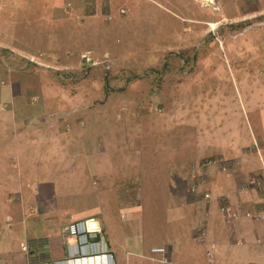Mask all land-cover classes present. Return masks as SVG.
<instances>
[{"label":"rangeland","instance_id":"1","mask_svg":"<svg viewBox=\"0 0 264 264\" xmlns=\"http://www.w3.org/2000/svg\"><path fill=\"white\" fill-rule=\"evenodd\" d=\"M146 1L150 5L166 4L164 0ZM178 1L170 0L164 6L169 8L166 13L151 7L150 13L159 18V24L154 25L155 39H150L148 46L152 28L144 33L136 23L124 31H111V26L99 23L91 26L94 22L90 19L97 12L110 22L121 8L123 15H130L133 2L139 0H108L109 16L104 13L106 8L96 11L90 6L94 3L82 15L70 0H0V46L9 47L0 49V57L4 58L0 63L1 226L6 224L7 215L16 220L25 205H37L34 194L39 183L55 184V191L52 187L51 191L56 193L51 195L49 187L45 195L52 207L82 210L83 198L90 200V194L85 196L82 190L91 187L95 191L104 185L91 174L100 171L98 167L103 169L107 161L110 187L123 186L119 188L128 191L126 201H131L136 210L144 209L139 224L145 227L142 231L149 235L148 241L179 247H172L175 261L187 257L189 237L183 230L189 221L172 217L169 208L174 205L170 195L174 188L168 182L175 175L174 163L184 162L183 177L190 173L186 164L191 159L179 154L181 144L190 140V144L204 145L207 152L213 145V152L220 150L217 141L211 145L209 138L198 139L197 129L202 123L204 127L205 116L211 117L206 120L209 132L226 131L227 125L234 130L235 125L236 130L242 129L239 132L251 128L255 133H264V0H223L221 11L193 0ZM223 15L229 20H223L218 29L213 26L214 33L196 36L197 29L206 25L195 20H215ZM243 16L247 18L241 19ZM68 19L74 24L63 30L64 24L68 28ZM133 21L140 18H131ZM165 45L174 47L165 49ZM125 46L134 52L123 58ZM85 47L95 48L89 51L99 64L87 62L89 54L82 61L78 51ZM12 57L19 61V67ZM112 58L116 62L106 68ZM147 64L153 69H143ZM12 65L17 68L12 69ZM208 101L217 104L218 112ZM175 107L183 108L186 116L171 117ZM55 143L65 149V155L70 152L65 163L53 151ZM258 144L262 159L255 155L263 167L264 145ZM187 151L192 158L198 148L188 147ZM68 164H76L81 170L71 175ZM215 174L220 176L218 179L223 177L218 171ZM75 177H86L78 182L82 188L75 190L78 194L58 189L61 184L70 188V180ZM12 179L16 184L10 187ZM17 192L22 202L15 198ZM114 193L110 199L117 201L120 198ZM95 204L105 208L104 203ZM114 205L109 204L111 216ZM35 212L37 222H28L27 227L18 221L12 231L3 226L0 237L10 242L11 251L21 252L26 233L27 238L33 232L48 236L46 215L39 214L38 209ZM62 214L57 215V224L63 233ZM34 223L35 231L29 228ZM213 246L212 264H219L217 257L224 261L221 246ZM199 248L194 247L195 260L207 264L205 251Z\"/></svg>","mask_w":264,"mask_h":264},{"label":"crops","instance_id":"2","mask_svg":"<svg viewBox=\"0 0 264 264\" xmlns=\"http://www.w3.org/2000/svg\"><path fill=\"white\" fill-rule=\"evenodd\" d=\"M93 1L94 4L90 6H95L96 11L99 7L106 8L104 9V13L109 16L110 13L108 10H111V4L108 3V0ZM141 1H143V3H141ZM164 1L167 4L170 0ZM184 1L185 0H179L178 2L184 3ZM193 1L196 4L200 3V5H203L204 7H207V2L212 1L215 4L212 10L221 11V9H223V6L220 5L223 0H205V2L202 1V3L199 0ZM70 2L72 6H75L78 10V14H82V11L84 10H89L90 8L88 5L89 3H92V1L89 2L88 0H70ZM126 2L121 5H124ZM107 3L110 6H108ZM146 3L150 5L146 0L133 2L130 15H123L125 11L121 8L119 10L120 14L113 16V21L110 22H106L103 19L105 17L103 15H98L97 12V14H94V17L90 19L94 22L91 26L99 23L101 26H111V31L114 29L116 30V28L124 31L126 27L130 28L131 25L136 23L144 33H147V31L152 28L151 34L148 37V42L146 43V45L150 46V39H155L152 33L154 25L159 24V18L157 16L155 18L152 17L150 13L151 7L164 12L168 11L169 8L164 7L166 5L164 3H151L149 7L145 6ZM170 15L172 16V12H170ZM174 15L180 18L176 14ZM131 18H140V21L130 22ZM226 18L229 20V17L226 15L215 20H195L198 23L206 25L205 28L200 27L197 29L196 36H207V34H210V30L213 26H217L218 29L220 23L224 22L223 20ZM242 18L247 17L243 16L241 19ZM69 20L70 19H68V22H72ZM125 21H127L126 25ZM69 24L70 23H68V25ZM80 25L82 26V24ZM64 28L65 24L63 30ZM68 35L71 34L69 33ZM94 47H97L96 43ZM164 47L165 49H172L174 46L165 45ZM8 48L9 47L0 46V49L2 50H7ZM95 48L85 47L81 51L79 50L78 53H80L82 61H84L82 56L91 54V51L89 50H95ZM144 50L147 52L152 51L153 54L157 53L156 50H150V48H144ZM117 52H119L118 55L120 56V51L118 50ZM133 52L134 51H130L129 47L125 46L122 57L125 58L127 55L130 56ZM107 55L108 54L106 53V56ZM11 59L15 62L13 57ZM114 61L116 62L115 58L109 59L107 64L111 67ZM29 62L40 63L33 59H29ZM0 63H4L3 57H0ZM15 64L17 67L20 66L19 61H16ZM13 65L11 68L16 69L17 67ZM125 65L128 66L127 64ZM143 69L150 71L153 68H151L150 64H147ZM174 101L179 107L178 101ZM208 102L211 103L213 111L218 112L217 104H213L214 102L212 101ZM172 104H174V102ZM178 107H175L174 116L171 115V117L178 118L181 114L184 118L186 114L183 108L178 109ZM206 120L210 121L211 117L205 116L204 127L203 123L201 126H198V139L201 137L209 138V142H212L209 143L211 145L217 141L220 150H215L213 152V145L207 152L204 145L201 143V145L190 144V140L187 144H181L179 154L183 156L184 159H191L186 164L190 166V173L183 177L181 172L184 162L181 161L174 163L172 173H175V175L168 182V184L174 188L170 194L174 197V205L172 208H169V211L173 212L171 214L172 217L174 220L184 219L186 221L187 219L189 221L188 225H184L183 230V232L189 237L188 243L186 244L188 248L186 249L187 253L185 256L187 257L185 259L179 258L178 261L173 260L174 254L172 253V247H174V249L179 247L162 242L148 241L149 235L142 231V228L145 227L139 224L142 220V217L140 218L139 214L142 213L144 209L138 208L140 210H136L131 201H126L125 198L128 195V191L120 190L119 188L123 186H118V188L115 187V189L110 187V175L109 172L105 171L106 161L102 166L103 169L98 167L100 171H94L93 175L91 174L92 177L98 176V178L103 181L104 185H101V188L95 191L93 189L91 191V187L82 190L85 196L90 194V200H85L83 198L85 203L82 210L80 208H70L63 211L58 207H52L50 203H48L49 200H45V198H48V196L45 195L46 188L49 187L51 195L56 193L53 192L55 191V184H37L34 194L37 205L33 206L29 204L28 207L25 205V208L20 210L19 217L16 220L11 215H7V222L3 226H5L7 230L12 231L15 226V221H18L21 222L24 227H27L28 222H37L35 219L37 216L35 210L38 209L39 214L44 213L46 215L45 222L47 221L46 223L48 224V236H39L37 232H33L30 234V237L27 238L26 233L24 236V242L22 243L23 246L21 252L15 251L14 249L11 251L12 248H8L10 242L3 241L0 237V264H145V262L147 264H197L199 261L195 260V246H199L200 251H205L204 254L207 258V264H209L208 252L212 254V263H214L215 260V252L211 247L213 245L214 248H219L221 246L220 254L224 258V261H220L219 257H217V262L219 261V264H264V221L256 217L247 219L244 216L232 220L220 210L224 205L229 207H239L241 211L255 208L258 210V207L260 206H257V204L259 202H264V194L260 189L247 188L245 191L238 192L239 187L245 184L251 177L264 176V166H260L255 155L256 152L259 155H257L258 158L262 159L258 143H261L263 147L264 143L262 142H264V133L262 131L255 133L251 128H249V131L244 130L239 132L242 129L238 128L236 130L235 125L234 130L228 129L229 126L227 125L225 126L226 131L219 129L218 132L215 131L216 133L209 132ZM232 124L235 123L233 122ZM253 140H257L258 143ZM252 144L255 145L252 146ZM188 147H190V150H193L195 147L198 148V151H196V154L192 155V158L189 157V151H187ZM52 149L53 151L56 150L58 152L59 156L62 158V162L65 163V158H67L70 152L65 155V149L59 148L56 143ZM105 153L106 150H103V154ZM208 161L210 164H205ZM68 166L71 175L74 173L78 174L81 170L77 168L76 164H68ZM216 171L222 173L223 177L218 179L220 176L218 177V175L215 174ZM17 175V178L20 177L21 172ZM78 178L75 177L74 180H70L72 183L70 188L66 189V186L61 184L58 189H70L69 191L78 194L75 190L82 189L81 184L78 182H81L86 177ZM11 183L10 187H13L15 186L16 181L12 179ZM51 187L53 188V191H51ZM137 189L139 188L136 186V190ZM113 191H115L113 196L120 198L117 199V201L111 200L112 198L110 199V194H112ZM130 191L132 192L131 188ZM207 193L211 196V199L208 202L203 200L204 194ZM15 198L20 202L23 200L20 192H17ZM111 202L115 204L114 216H111V211L109 209V204H111ZM95 203H104L105 208H102ZM59 212L63 213L60 215V217L63 218L61 219L63 233L61 232L60 226L57 224V215ZM73 222L91 224L90 226L95 228L94 232L99 235V240L91 244L80 241L78 242L76 238L71 237L66 231V227ZM35 224L36 223L29 227L30 230L33 229L35 231ZM3 226L0 225V231L5 230ZM25 245H27V247ZM100 246L105 249L107 248V251L111 256H107V254L102 255L93 253V250L96 251L97 247L101 248ZM154 247H164L166 249L165 254H151L150 250ZM23 248H25V250ZM17 252L18 254H15Z\"/></svg>","mask_w":264,"mask_h":264},{"label":"built area","instance_id":"3","mask_svg":"<svg viewBox=\"0 0 264 264\" xmlns=\"http://www.w3.org/2000/svg\"><path fill=\"white\" fill-rule=\"evenodd\" d=\"M205 164H210V162L208 161ZM247 188H257L260 189L261 192L264 194V176L263 177H256L253 176L251 177L245 184H243L242 186L239 187L238 192H242L245 191ZM211 199V196L209 193L204 194L203 200L208 202ZM240 206V205H239ZM257 206L258 210L255 209H248V210H243L241 211L239 207H229V206H222L221 207V212L225 215H227L230 219L232 220H236L242 216H244L247 219H251V218H258L262 221H264V203L263 202H259ZM78 222L75 223H71L66 227V231L68 232V234H70L71 236L75 237L77 236L78 231V227H79ZM25 250V248H23ZM151 253L152 254H165L166 249L164 247H154L151 248ZM208 256H209V263L212 264V254L210 252H208Z\"/></svg>","mask_w":264,"mask_h":264},{"label":"clouds","instance_id":"4","mask_svg":"<svg viewBox=\"0 0 264 264\" xmlns=\"http://www.w3.org/2000/svg\"><path fill=\"white\" fill-rule=\"evenodd\" d=\"M201 1V0H199ZM206 6L207 7H211L213 8L214 7V3L211 1V2H207L206 3ZM210 28V27H209ZM217 29V27H216ZM216 29H211L210 32H213L215 31ZM214 33V32H213ZM89 57H87L88 59H86V55H83L82 58L85 60H87V62L93 64V65H97L99 64L100 62L99 61H94V59L91 57V54L88 55ZM35 63V62H34ZM108 62H106V68H110V66L107 64ZM257 146V145H256ZM264 203V202H263ZM75 223V222H73ZM80 223L79 224V227H78V233H77V236H75L74 238H76V240L79 242H84V243H94L96 241L99 240V235L96 234L94 231H95V228L93 226H90L91 224H85L84 222H78ZM71 224V223H70ZM68 233V232H67ZM70 235V234H69ZM71 236V235H70ZM73 237V236H71ZM101 247V246H100ZM108 249L106 248H96V251L93 250V253H97V254H102V255H110L107 251ZM151 252V251H150ZM152 254V253H151ZM111 256V255H110Z\"/></svg>","mask_w":264,"mask_h":264},{"label":"trees","instance_id":"5","mask_svg":"<svg viewBox=\"0 0 264 264\" xmlns=\"http://www.w3.org/2000/svg\"><path fill=\"white\" fill-rule=\"evenodd\" d=\"M89 2H91L92 1V3H94V1L93 0H88ZM90 4V3H89ZM68 23H72V24H74L73 22H68ZM78 24V27H81V25H80V23H77ZM83 26V25H82ZM88 26V28L89 29H91V30H93L94 29V27H91L89 24L87 25ZM69 30V25H68V28H64V30ZM69 34V33H68ZM221 209V208H220Z\"/></svg>","mask_w":264,"mask_h":264}]
</instances>
